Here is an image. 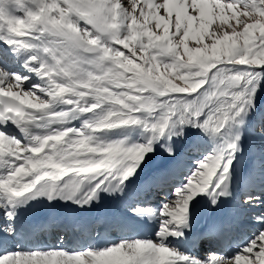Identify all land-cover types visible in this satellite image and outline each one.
<instances>
[{"label":"snow or ice","instance_id":"snow-or-ice-1","mask_svg":"<svg viewBox=\"0 0 264 264\" xmlns=\"http://www.w3.org/2000/svg\"><path fill=\"white\" fill-rule=\"evenodd\" d=\"M0 264H264V0H0Z\"/></svg>","mask_w":264,"mask_h":264},{"label":"bare ground","instance_id":"bare-ground-1","mask_svg":"<svg viewBox=\"0 0 264 264\" xmlns=\"http://www.w3.org/2000/svg\"><path fill=\"white\" fill-rule=\"evenodd\" d=\"M248 155L250 154H246V157H245L246 160L248 159ZM256 163H258V160L256 161ZM122 212H123V209L119 202L107 200L106 203L93 208L90 212L77 213L73 208H58L56 210H50L41 215L40 224L48 223L49 225H53L52 217L58 214H68L72 216L80 215L84 217L85 219L90 218V217H95L98 215L99 216L107 215L111 219V217L113 216L120 217L122 215ZM207 223H208V218L207 216H205V218L201 219L200 223H198L197 230L205 228L207 226ZM112 225L115 226L116 224L112 223ZM45 240L46 241L44 243L50 244V242L52 241V238L45 239ZM57 242L59 241L57 240ZM201 255L203 256L204 253Z\"/></svg>","mask_w":264,"mask_h":264},{"label":"rangeland","instance_id":"rangeland-1","mask_svg":"<svg viewBox=\"0 0 264 264\" xmlns=\"http://www.w3.org/2000/svg\"><path fill=\"white\" fill-rule=\"evenodd\" d=\"M153 199H156V197L154 196Z\"/></svg>","mask_w":264,"mask_h":264}]
</instances>
